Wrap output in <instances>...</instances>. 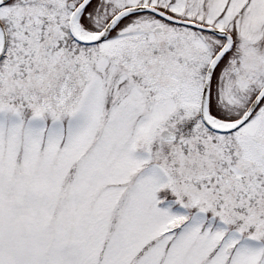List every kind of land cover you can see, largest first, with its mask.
<instances>
[{
    "label": "snow or ice",
    "instance_id": "6c2138e0",
    "mask_svg": "<svg viewBox=\"0 0 264 264\" xmlns=\"http://www.w3.org/2000/svg\"><path fill=\"white\" fill-rule=\"evenodd\" d=\"M0 264H264V0H0Z\"/></svg>",
    "mask_w": 264,
    "mask_h": 264
}]
</instances>
